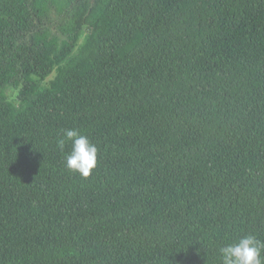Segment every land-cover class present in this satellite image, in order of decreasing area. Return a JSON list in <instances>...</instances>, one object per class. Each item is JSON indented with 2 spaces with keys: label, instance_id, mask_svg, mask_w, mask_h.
Returning <instances> with one entry per match:
<instances>
[{
  "label": "trees",
  "instance_id": "16d2710c",
  "mask_svg": "<svg viewBox=\"0 0 264 264\" xmlns=\"http://www.w3.org/2000/svg\"><path fill=\"white\" fill-rule=\"evenodd\" d=\"M69 128L98 148L87 178ZM248 234L264 0H0V264H222Z\"/></svg>",
  "mask_w": 264,
  "mask_h": 264
},
{
  "label": "clouds",
  "instance_id": "9594fccd",
  "mask_svg": "<svg viewBox=\"0 0 264 264\" xmlns=\"http://www.w3.org/2000/svg\"><path fill=\"white\" fill-rule=\"evenodd\" d=\"M71 149L65 156L66 167L79 173L82 177H89L98 164V148L87 135L78 129H63L57 139V147L64 152L66 145ZM222 264H264L262 252L264 241L255 235L248 234L239 238L235 243L222 246L220 249Z\"/></svg>",
  "mask_w": 264,
  "mask_h": 264
}]
</instances>
